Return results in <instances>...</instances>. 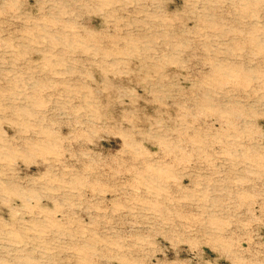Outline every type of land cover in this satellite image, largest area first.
I'll return each mask as SVG.
<instances>
[{"label": "rangeland", "instance_id": "1", "mask_svg": "<svg viewBox=\"0 0 264 264\" xmlns=\"http://www.w3.org/2000/svg\"><path fill=\"white\" fill-rule=\"evenodd\" d=\"M0 264H264V0H0Z\"/></svg>", "mask_w": 264, "mask_h": 264}]
</instances>
